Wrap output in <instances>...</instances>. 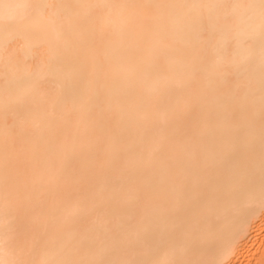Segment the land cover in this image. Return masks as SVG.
I'll list each match as a JSON object with an SVG mask.
<instances>
[{"label":"bare ground","instance_id":"1","mask_svg":"<svg viewBox=\"0 0 264 264\" xmlns=\"http://www.w3.org/2000/svg\"><path fill=\"white\" fill-rule=\"evenodd\" d=\"M0 264H264V0H0Z\"/></svg>","mask_w":264,"mask_h":264}]
</instances>
